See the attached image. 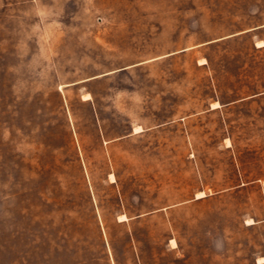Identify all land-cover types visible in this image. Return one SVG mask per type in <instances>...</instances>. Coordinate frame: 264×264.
<instances>
[{
	"label": "rangeland",
	"instance_id": "obj_1",
	"mask_svg": "<svg viewBox=\"0 0 264 264\" xmlns=\"http://www.w3.org/2000/svg\"><path fill=\"white\" fill-rule=\"evenodd\" d=\"M260 258L264 0H0V264Z\"/></svg>",
	"mask_w": 264,
	"mask_h": 264
},
{
	"label": "bare ground",
	"instance_id": "obj_2",
	"mask_svg": "<svg viewBox=\"0 0 264 264\" xmlns=\"http://www.w3.org/2000/svg\"><path fill=\"white\" fill-rule=\"evenodd\" d=\"M140 131V127H137L136 129H135V132L137 133V132H139ZM114 178V177H113ZM202 197V196H201ZM204 197V196H203ZM122 218V217H121ZM258 263L259 264H263L264 263V258H260L259 259V261H258Z\"/></svg>",
	"mask_w": 264,
	"mask_h": 264
}]
</instances>
